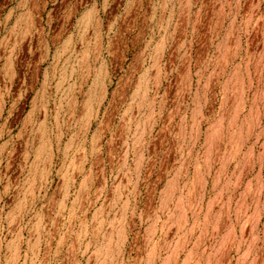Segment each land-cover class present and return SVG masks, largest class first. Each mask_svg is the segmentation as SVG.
<instances>
[{"label":"rangeland","instance_id":"1","mask_svg":"<svg viewBox=\"0 0 264 264\" xmlns=\"http://www.w3.org/2000/svg\"><path fill=\"white\" fill-rule=\"evenodd\" d=\"M194 1L75 21L38 105L0 74V264H264V0ZM28 8L0 0L24 54Z\"/></svg>","mask_w":264,"mask_h":264},{"label":"crops","instance_id":"2","mask_svg":"<svg viewBox=\"0 0 264 264\" xmlns=\"http://www.w3.org/2000/svg\"><path fill=\"white\" fill-rule=\"evenodd\" d=\"M150 1L127 0L126 15L120 17L117 13L115 15L112 13L113 4L116 5L115 0H110L105 4L103 0H26L28 10L33 16L35 15L34 18L30 20L16 18L12 20L14 24L11 26L18 34L21 28L26 27L24 26L27 24L25 21H30L27 33L29 35L28 50L25 54L18 42L12 48L5 45L4 40H8L5 37H9L6 35L8 22L11 19L0 17V74L7 75L10 79L9 82L7 80L6 87L14 85L16 89L23 90L22 85L18 88L17 84L22 79L34 76L35 81L29 86L32 93L31 103L32 106L38 105L39 92L44 84L48 85V83L41 82L39 75L69 72L68 67L65 68V63L68 60L69 64L70 61V42L75 21H154L150 16V11L154 10ZM174 2V5L165 2L156 10L159 21H177V23L179 21H214L213 17H209L208 12L204 20L197 18V3L194 0H187L185 5L183 0H174ZM51 5H53L52 8ZM102 5L110 6V16L87 18V14L104 8ZM206 9L209 11V5ZM45 13L47 17H43ZM79 13L80 17H78ZM39 15L42 17H36ZM22 23L23 26H20ZM9 38L11 40V37ZM65 43L68 44L66 53ZM60 45L63 46L62 56L56 57L51 54L52 51L60 50ZM17 98L16 95L15 104H17ZM98 104L100 105L101 102L99 101Z\"/></svg>","mask_w":264,"mask_h":264},{"label":"built area","instance_id":"3","mask_svg":"<svg viewBox=\"0 0 264 264\" xmlns=\"http://www.w3.org/2000/svg\"><path fill=\"white\" fill-rule=\"evenodd\" d=\"M3 3L7 4L8 0H2Z\"/></svg>","mask_w":264,"mask_h":264}]
</instances>
